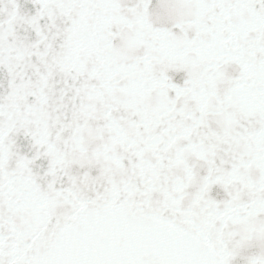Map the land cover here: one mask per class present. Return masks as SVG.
I'll return each mask as SVG.
<instances>
[{
	"label": "snow or ice",
	"instance_id": "snow-or-ice-1",
	"mask_svg": "<svg viewBox=\"0 0 264 264\" xmlns=\"http://www.w3.org/2000/svg\"><path fill=\"white\" fill-rule=\"evenodd\" d=\"M0 264H264V0H0Z\"/></svg>",
	"mask_w": 264,
	"mask_h": 264
}]
</instances>
